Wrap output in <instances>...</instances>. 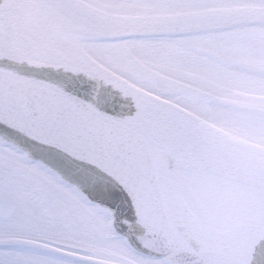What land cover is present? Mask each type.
I'll return each instance as SVG.
<instances>
[{"label":"snow or ice","instance_id":"1","mask_svg":"<svg viewBox=\"0 0 264 264\" xmlns=\"http://www.w3.org/2000/svg\"><path fill=\"white\" fill-rule=\"evenodd\" d=\"M257 241L264 0H0V264H264Z\"/></svg>","mask_w":264,"mask_h":264},{"label":"water","instance_id":"2","mask_svg":"<svg viewBox=\"0 0 264 264\" xmlns=\"http://www.w3.org/2000/svg\"><path fill=\"white\" fill-rule=\"evenodd\" d=\"M257 243H260V250L258 252V255L264 256V243H261L260 241H257ZM195 246H196L195 241H193V247ZM153 251L159 252L161 253V255H163V253L165 252V249L162 247H157L153 249ZM177 264H192V258L185 254L178 258Z\"/></svg>","mask_w":264,"mask_h":264}]
</instances>
